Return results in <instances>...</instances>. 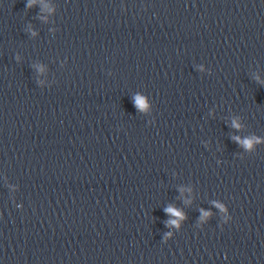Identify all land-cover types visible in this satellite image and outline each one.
<instances>
[{"label": "water", "instance_id": "95a60500", "mask_svg": "<svg viewBox=\"0 0 264 264\" xmlns=\"http://www.w3.org/2000/svg\"><path fill=\"white\" fill-rule=\"evenodd\" d=\"M30 3L0 0V264H264V0Z\"/></svg>", "mask_w": 264, "mask_h": 264}, {"label": "clouds", "instance_id": "9594fccd", "mask_svg": "<svg viewBox=\"0 0 264 264\" xmlns=\"http://www.w3.org/2000/svg\"><path fill=\"white\" fill-rule=\"evenodd\" d=\"M35 2H36V0H32V3L29 4V7L34 6ZM44 7L49 8L48 5H45ZM135 103L138 106V109L147 110L148 106H147L145 100L137 97ZM233 126L238 127V125H236L235 122H234ZM235 139H237L238 142H240L247 150H251L256 143H260V141L255 139V138H253L251 140L245 139L243 141H239V138H235ZM214 206L223 214L224 223H228L231 220V217L228 214L227 208L221 203H216ZM165 212L172 217H176V219H170L168 221V226H170V227H177L178 228L179 227L178 221L185 218L182 212H179V211H177L171 207L166 208ZM211 215H212V213L201 210V222L206 221ZM168 235L170 236L171 234L169 233Z\"/></svg>", "mask_w": 264, "mask_h": 264}]
</instances>
